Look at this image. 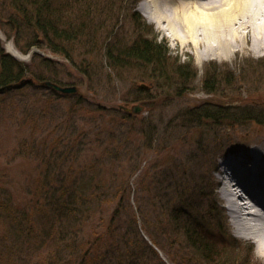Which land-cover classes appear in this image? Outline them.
<instances>
[{"label": "rangeland", "instance_id": "obj_1", "mask_svg": "<svg viewBox=\"0 0 264 264\" xmlns=\"http://www.w3.org/2000/svg\"><path fill=\"white\" fill-rule=\"evenodd\" d=\"M80 1L87 2L80 5V12L87 11L81 20L87 30L81 29L79 42L60 43L68 58L44 47L32 50L52 59L56 81L75 86L77 92H53L33 77L24 90L0 92V191L8 187L13 205L33 215L35 185L74 187L92 192V199L102 193L101 211L90 217L94 224L89 220L74 235L63 228L58 247L50 240L38 245L35 239L37 250L27 244L23 264L39 260L44 264L47 256L56 264L60 255L82 253L89 262L98 261L96 256L109 252V243L117 251L110 254L114 262L120 256L126 264L128 260L129 264H264L258 243L239 234L231 222L220 193V178L226 173L219 167L232 159L247 168L241 163L251 164L253 151L264 147V125L211 122L204 117L187 124L195 119L193 110L203 104L234 107L236 113L264 110V49H252L251 33L238 24L232 27L238 29L237 38L228 35L229 47L211 42L205 49L204 41L192 44L180 27L175 37L164 23L148 22L139 11L144 0ZM12 10L10 0H0V42L6 51L12 46L29 64L31 58L22 51L32 35L10 27L6 16ZM134 14L141 18L137 23ZM5 36H15L20 51ZM154 38L167 48L165 54L158 48L162 73L153 71L156 61L121 60L120 53L134 42ZM106 45L123 64L115 67L106 58ZM34 62L38 67L39 61ZM183 64L188 66L183 68L188 71L186 81L176 73ZM25 107L34 111L31 116ZM257 158L264 182V158ZM115 209L119 221L110 219ZM184 228L197 232L196 237L208 245V258L205 251L190 246ZM125 231L128 240L118 245L116 237Z\"/></svg>", "mask_w": 264, "mask_h": 264}, {"label": "trees", "instance_id": "obj_2", "mask_svg": "<svg viewBox=\"0 0 264 264\" xmlns=\"http://www.w3.org/2000/svg\"><path fill=\"white\" fill-rule=\"evenodd\" d=\"M10 3L13 10L11 14L6 16V21L9 23L10 27H13L17 33L26 31L28 34L32 35L28 41H25V43L27 42L26 50L32 47H44L54 54L67 57L68 55L65 51L66 47L60 43H69L75 40L79 42L81 39L80 33H82L81 29H86L84 27L85 25H82L84 22L81 20H84L82 17L87 16V11L82 9L80 12V5L85 6L87 2H79V0H10ZM77 9L79 13L76 12ZM133 18L136 23L141 20L137 14H134ZM18 42L19 40L15 38L16 45H18ZM158 48L163 49L162 52L164 54L167 52L165 44L156 43L155 38L154 41L147 39L142 41V39H140L134 42L133 46L120 53L123 55L121 60L125 58L130 59L129 61L135 59L137 60L136 62L140 64H151L154 63L153 61H156V63L153 64L155 66V68L153 67V71L162 73V63H158V61H160L159 58H161V51H159ZM104 52L106 58L112 61L115 67L119 66L120 63L123 64V62L118 60V57L114 55L110 45L105 46ZM35 60L39 61L37 62L39 65L38 67L34 66L36 63L34 62ZM54 65V61L42 58L38 55L33 56L32 63L29 65L20 63L8 54H5L0 46V92H10L13 87L19 91L24 90L32 84L31 79H29L30 77H33L35 81L38 82L50 80L58 83L52 74ZM32 67L33 71L31 70ZM186 67H188L187 64L178 65V72H176L178 78L185 81L189 80L187 76L188 71L183 70V68ZM29 70L33 73H30ZM191 74L192 76L190 78L193 80L195 72L193 71ZM20 81H24L25 85L21 87L13 85ZM211 88H209L208 91H213ZM195 110L197 113L193 111L195 113L191 114V116L194 115L192 117L195 119L192 118L191 120H187V124L197 123L196 119L209 118L211 122H218L220 120L239 124L251 121L256 124L264 125V110L252 111L253 109L246 108L236 113V108L223 107L222 105H203ZM26 112L31 116V112L34 111L29 108ZM148 141L151 143L150 137ZM46 158L48 159V155ZM47 166H50V164ZM47 175L50 176V173ZM7 188L1 189V191L5 192L0 193V228L3 232L0 236V264H23L24 256L22 253L24 249L28 248L27 244H29V247L37 250L35 239H37L38 245L50 240L58 247L60 245L59 243L63 241L61 240L63 238V228L69 229L72 235H74V230H81L86 223L88 224L89 220L91 224H94V220L90 219V217L94 215L92 218H96V214L101 211L98 205L100 204L99 197L102 193H95L96 195L92 199V197H90L92 192L87 193V191H85L81 193L74 187L67 188L62 185L44 182L33 187L34 195L37 194L40 200L37 198L36 203L33 202L34 200L31 201V203H34L33 207H35L36 210L33 212V215L26 214L19 211L18 205H13L14 197L8 191L9 188ZM84 188L86 190L90 189L89 186H85ZM127 206H129L128 203ZM123 207L124 205H122V208ZM122 212L123 210L120 213ZM109 216L111 221H119L121 217L118 213V209L111 211ZM132 220L133 218H131V222ZM91 224H89V226H92ZM184 232L188 237L190 246L201 252L205 251L206 257L208 258L206 252L208 250V245L201 241L199 237H196L198 233H194L193 230L191 231L187 228H184ZM125 234H129V232L125 231L122 236L118 234V237H116L118 245L122 244L123 240L126 242L127 238ZM134 238L136 239V237ZM108 245L110 246L109 249H113H107L109 252L102 253L101 256H96L100 257L98 261H93L92 259V261L89 262L91 259L85 256L84 253L78 254L79 256L71 255L64 257L58 254L61 258L58 256L57 258L60 259L58 260L55 258L54 261L56 260V264H99V261L100 264H126L122 262L124 258L120 256H117L118 261L116 260V262H114L110 254L117 252L116 248L113 247L114 243H109ZM135 250L134 254L136 256L137 250ZM58 251L60 252L61 249L59 248ZM95 253H97V251H95ZM35 254L37 253L35 252ZM37 256H40L39 252ZM107 256H109L111 260L106 259ZM49 260H52L51 256H47L44 264H47ZM131 261L134 262L132 256ZM129 262L130 260H128L127 264H129ZM38 264H40V260ZM51 264H54L53 260Z\"/></svg>", "mask_w": 264, "mask_h": 264}, {"label": "bare ground", "instance_id": "obj_3", "mask_svg": "<svg viewBox=\"0 0 264 264\" xmlns=\"http://www.w3.org/2000/svg\"><path fill=\"white\" fill-rule=\"evenodd\" d=\"M139 11L148 22L164 23L175 37L179 31L176 28L180 27L192 44L204 41L208 46L205 49L211 48V42L229 47L228 35L237 38L234 24L248 28L252 49H264V0H145L140 3ZM242 37H247L244 32ZM8 49L18 55L12 47ZM253 154L251 164L241 163L247 168L236 164L230 178H220V193L236 231L250 236L264 254V182L260 181L262 174L257 161V157L264 158V147L255 149Z\"/></svg>", "mask_w": 264, "mask_h": 264}, {"label": "water", "instance_id": "obj_4", "mask_svg": "<svg viewBox=\"0 0 264 264\" xmlns=\"http://www.w3.org/2000/svg\"><path fill=\"white\" fill-rule=\"evenodd\" d=\"M46 86H49L52 89H54L55 91L62 92V93H74L76 91L74 87L63 88V87H60V86L55 85V84L50 83V82H46Z\"/></svg>", "mask_w": 264, "mask_h": 264}]
</instances>
